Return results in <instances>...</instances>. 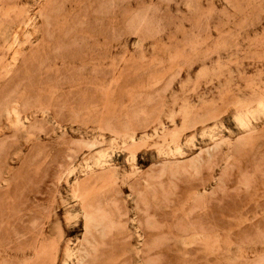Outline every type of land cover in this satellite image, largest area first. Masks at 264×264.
Wrapping results in <instances>:
<instances>
[{
  "label": "rangeland",
  "instance_id": "1",
  "mask_svg": "<svg viewBox=\"0 0 264 264\" xmlns=\"http://www.w3.org/2000/svg\"><path fill=\"white\" fill-rule=\"evenodd\" d=\"M0 264H264V0H0Z\"/></svg>",
  "mask_w": 264,
  "mask_h": 264
}]
</instances>
